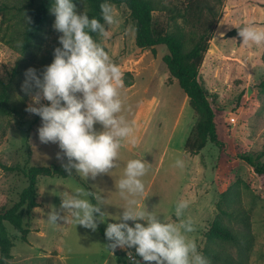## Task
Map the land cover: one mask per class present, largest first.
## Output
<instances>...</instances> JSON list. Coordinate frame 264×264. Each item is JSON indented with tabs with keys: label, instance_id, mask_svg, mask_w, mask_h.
Returning <instances> with one entry per match:
<instances>
[{
	"label": "rangeland",
	"instance_id": "1",
	"mask_svg": "<svg viewBox=\"0 0 264 264\" xmlns=\"http://www.w3.org/2000/svg\"><path fill=\"white\" fill-rule=\"evenodd\" d=\"M39 1L0 0V78L9 80L14 67L22 61L21 53L7 39L22 38L28 22L25 17L31 18ZM187 1L153 0L158 7L154 11L155 19L170 32L182 29L188 35L196 33L177 14ZM211 2L218 4L217 0ZM109 3L119 23L109 25L104 21L107 34L98 31L94 40L120 66L123 78L135 82L134 86L124 84L120 95L121 114L133 125L137 143H125L118 166L95 179L80 175L40 177L37 196L40 205L24 221L31 229L29 241H23L21 233L8 225L15 243L9 264H129L125 250L107 247L109 241L104 233L107 223L116 222L126 206L118 181L127 160L132 158H141L147 165L142 177L145 191L138 197L140 206L155 212L163 222L179 224L190 217L195 230L188 236L196 241L209 264H264V175L255 172L240 157L246 153L264 162V89L259 86L264 78V44L246 46L238 35L239 28L249 22L264 28V0H223L221 5L215 4L222 17L213 29L200 77L217 112L216 122L224 147L208 142L199 154L186 151L185 141L201 114L185 99L187 95L178 79L169 82L170 73L163 61L167 46L158 45L156 54L151 48L139 47L137 22L129 7L125 3ZM75 5L78 13L90 9L88 0H79ZM54 20L51 13L36 53L25 61L26 69L35 67L42 72L52 62L53 50L61 46L58 37L62 35L54 29ZM235 29L237 32L231 34ZM25 70L19 83L24 80ZM20 89L16 87L15 93ZM149 99H158L157 105L152 110L142 109ZM28 103H32L30 96ZM40 125L39 115L30 112L23 120L0 116V160L20 166L66 163L67 157L63 161L57 159L56 153L61 151L57 143L40 142L37 132ZM94 127L103 130L99 123ZM178 158L184 162L182 168L175 163ZM26 184L21 169L0 167V211L18 200ZM75 186L104 197L101 210L106 216L103 221L97 220L95 231L61 219L52 224L47 219L53 210L61 216L67 215L60 210L62 193H71ZM87 198L96 203L94 197ZM181 199L188 200L189 206L177 217L175 203ZM216 220L244 237L237 244L210 237ZM127 223L134 226L135 222ZM208 251H213L215 256Z\"/></svg>",
	"mask_w": 264,
	"mask_h": 264
},
{
	"label": "clouds",
	"instance_id": "2",
	"mask_svg": "<svg viewBox=\"0 0 264 264\" xmlns=\"http://www.w3.org/2000/svg\"><path fill=\"white\" fill-rule=\"evenodd\" d=\"M100 9L107 24L119 23L109 0H104ZM50 12L55 17L54 29L62 33L58 37L61 46L54 48L53 60L42 72L35 67L25 70L21 90L32 100L26 111L41 118L37 129L40 142L57 143L61 150L56 153L57 159L63 161L67 157V162L61 166L68 175L74 169L84 179H95L118 166L125 143H137L133 125L121 114L123 73L91 35L96 31L107 34L98 18L78 13L74 0H53ZM25 19L30 21L31 18ZM238 35L246 46L264 44V28L255 23L240 27ZM42 100L50 103H42ZM97 123L103 130L94 127ZM175 163L181 168L184 166L179 158ZM146 172L145 160H127L118 181L126 206L116 222L107 223L104 233L109 241L107 247L125 250L129 264H209L196 241L188 236L195 230L190 217L179 224L163 222L155 212L140 206L138 197L145 191L142 177ZM72 190L62 193L60 210L67 215L61 216L59 211L53 210L47 214L48 221L57 224L61 219L95 231L97 220L103 221L106 216L101 210L104 197L81 186ZM87 197H94L96 203ZM188 206V200L177 201L175 215L181 217ZM129 220L135 222L134 226L127 223Z\"/></svg>",
	"mask_w": 264,
	"mask_h": 264
},
{
	"label": "trees",
	"instance_id": "3",
	"mask_svg": "<svg viewBox=\"0 0 264 264\" xmlns=\"http://www.w3.org/2000/svg\"><path fill=\"white\" fill-rule=\"evenodd\" d=\"M79 0H74L77 4ZM115 3H125L131 10L133 18L137 22L136 44L141 48H151L153 53H157L156 47L164 44L167 52L163 57L170 76L169 82L177 78L180 86L190 97V104L197 109L201 118L192 128L185 142L186 151L192 154H199L206 147L208 142L223 148L224 141L220 138L217 126V112L209 98V91L201 81V67L204 63L206 53L210 47V41L214 35V27L222 17V13L216 5H221L223 0H217L218 4H213L211 0H188L183 9H178L180 17L185 23L190 24L196 33L188 35L184 30L170 32L167 26L156 20L154 11L158 8L153 0H109ZM90 9L88 16L98 18L104 23L101 15L100 4L104 0H88ZM53 0H40L33 7L30 21L25 25L22 38H8L7 42L21 53L20 60L14 67L12 77L9 80L0 78V116H14L18 120H23L28 111V95L23 91L15 93L16 87L21 88L18 82L22 77V71L26 69L25 61L33 57L39 47V39L42 37L45 24L50 18V8ZM235 29L231 34H235ZM96 32L91 35L95 36ZM191 42V45H189ZM264 59V54H263ZM19 75L17 78L16 76ZM124 84L130 86L132 81L126 77ZM16 83V84H15ZM264 89V78L259 83ZM17 94V95H16ZM240 157L252 165L255 172L264 175V162L257 161L250 154H242ZM62 163L51 165H8L0 160V167L6 170L21 169L27 178V184L23 187L16 200L11 206L0 211V264H9L14 255L12 247L15 245L14 237L9 232L8 225H11L21 233V239L28 242V234L31 229L24 224L25 218L32 209L40 205L38 196V181L43 176L68 177V173L61 166ZM71 175L79 177L73 169ZM85 185H87L85 183ZM89 188V187H88ZM90 189V188H89ZM210 237H218L228 240L234 244L239 243L241 234L234 229L221 224L216 220L210 230ZM208 254L215 256L213 251ZM148 264V262H145ZM155 264V262H152Z\"/></svg>",
	"mask_w": 264,
	"mask_h": 264
},
{
	"label": "crops",
	"instance_id": "4",
	"mask_svg": "<svg viewBox=\"0 0 264 264\" xmlns=\"http://www.w3.org/2000/svg\"><path fill=\"white\" fill-rule=\"evenodd\" d=\"M133 82V81H132ZM135 85V82H133V84L132 85H130V86H134ZM186 93V92H185ZM186 95H187V93H186ZM186 100H189V102H190V97L187 95L186 96V98H185ZM157 102H158V99H149V100H147V102H144L143 103V108L142 109H147V110H152L156 105H157ZM193 128V127H192ZM192 128H191V130H192ZM191 132V131H190ZM190 134V133H189ZM187 140V139H186ZM186 142V141H185ZM186 150V149H185Z\"/></svg>",
	"mask_w": 264,
	"mask_h": 264
}]
</instances>
